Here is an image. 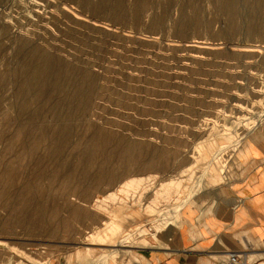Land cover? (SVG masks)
Here are the masks:
<instances>
[{"label": "rangeland", "instance_id": "374dc122", "mask_svg": "<svg viewBox=\"0 0 264 264\" xmlns=\"http://www.w3.org/2000/svg\"><path fill=\"white\" fill-rule=\"evenodd\" d=\"M33 1L0 0V264H108L86 247L141 264L182 208L163 211L221 192L264 132V0ZM147 174L139 196L95 202ZM112 214L149 244H87Z\"/></svg>", "mask_w": 264, "mask_h": 264}, {"label": "crops", "instance_id": "0c3cea01", "mask_svg": "<svg viewBox=\"0 0 264 264\" xmlns=\"http://www.w3.org/2000/svg\"><path fill=\"white\" fill-rule=\"evenodd\" d=\"M243 143L231 181L184 205L172 235L146 248L141 264H223L230 251L264 259V132Z\"/></svg>", "mask_w": 264, "mask_h": 264}, {"label": "bare ground", "instance_id": "6f19581e", "mask_svg": "<svg viewBox=\"0 0 264 264\" xmlns=\"http://www.w3.org/2000/svg\"><path fill=\"white\" fill-rule=\"evenodd\" d=\"M6 2H8V1H6ZM36 3L37 2L34 0L33 1V4L36 5ZM45 3H46V1H45ZM9 4H10V2H9ZM4 5L7 6L8 4L7 5L4 4ZM8 6L11 7L10 5H8ZM32 8H33V5H32ZM3 10H5V9H3ZM36 10H37V8H36ZM247 133H245V134H247ZM240 141L241 140H239V139L236 140L235 143H233V145L235 147H237L239 145ZM230 146H232V145H222L219 149L213 150L214 148L212 149V145L209 144L208 148H209L210 151H214V155H217L219 152H221L222 150H225L227 147H230ZM201 150H202V147L201 146H197V151H198L197 153L199 154L200 157H204L205 158V155L203 153H201ZM196 154H194V155H196ZM210 160H212V159H210ZM194 163H195V161H193V163L192 162L189 163L186 167L182 168L179 171V174L177 176L169 177L168 179H165V180L160 181L159 187L154 192V194H155V201L152 200L153 203H155V204H153L152 201L149 202L146 205V209L149 210L152 207H154L155 205L158 206V202H161V203H159L161 205H162V202L163 203H164V201L166 202V200H165V199H167L166 198V195H168L170 193V190L171 189H175V191L177 193L178 192V188L180 187V182H181L180 176L182 174H185L186 171H190L191 174L194 173V171H195V168H193L194 167ZM148 167H151L152 168L153 165L152 164L151 165H148ZM209 167H210V165H209ZM130 177L131 178H127L124 181H122L120 183L119 187H116V190H111V191L107 192V194L103 195L101 199H95V202H99V205L103 204L104 202H116V201H119L120 202V201H122V199L118 196V194H120V193L121 194H124L126 196V198H128V197L129 198H132L133 197V194L132 193H136L139 196L140 195V193H138V189L139 188H141V187L144 188L145 186H151L152 182H154L153 179L151 178L150 174H147V175L141 176V177H132V176H130ZM192 187H191V189H192ZM86 191H87V189H86ZM89 191H90L89 189H88V192H85L84 191L85 192V195H84L85 198H87L89 196ZM136 194H134V195H136ZM193 194H194V191H192V193H190L189 195L192 196ZM130 196H132V197H130ZM188 200H189V196H187L184 200H182L176 206L174 205L172 207L170 206V208H167V209L165 208L166 210L163 211L162 215L165 216V217H169L170 219L173 220L175 214L178 213L180 211V209L186 203H188ZM85 201H87V200L85 199ZM123 202L126 203V201H123ZM171 202H173V201H171ZM117 209H118V207H117ZM71 215H72V212H71ZM82 215L80 213H75V218L76 219L78 217L80 218ZM72 216H74V215H72ZM118 216L116 214L110 215L109 220H107V221L104 220V223L102 225L103 226L102 228L96 229L94 231L89 232V234H88V240H89V242L87 244H102V245L103 244H106L108 246H114L115 244H117V246H122L125 243H128L130 245L137 244V246H141V247L147 246L149 244V242H147L146 238H143V240L141 239L139 242H135V240H136L135 239V237H136L135 235L137 234V231H138L139 228H136L134 231H131V232L128 231V229L126 230L125 227H124V225H123V222H122L123 220L121 219L122 220L121 221ZM160 216L161 215H159V217ZM157 220H158V218L155 219V221H157ZM62 227L63 228L64 227L66 228L65 224L64 225L62 224ZM67 229H68V227H67ZM65 231L67 232L66 229H65ZM143 233L144 232L142 230L141 231V235L139 236V238H142L143 237ZM150 236L154 239V238L157 237V234H150ZM95 249H97V248H95ZM95 249L86 247L84 249L85 257L90 260L96 254L98 256V260H103V261H105L108 264H111L114 261L113 255L115 253H117V249H115V248H113V249L112 248L102 249V251H100V252H97L98 250L96 251Z\"/></svg>", "mask_w": 264, "mask_h": 264}, {"label": "built area", "instance_id": "2783aa9c", "mask_svg": "<svg viewBox=\"0 0 264 264\" xmlns=\"http://www.w3.org/2000/svg\"><path fill=\"white\" fill-rule=\"evenodd\" d=\"M261 248L264 250V240H261ZM223 264H264V259H260L257 262H252L243 254L236 251H230Z\"/></svg>", "mask_w": 264, "mask_h": 264}]
</instances>
